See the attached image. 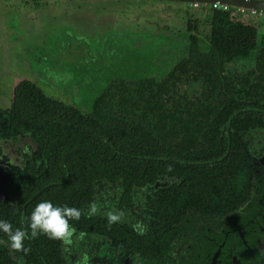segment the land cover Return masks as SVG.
<instances>
[{
    "label": "flooded vegetation",
    "instance_id": "flooded-vegetation-1",
    "mask_svg": "<svg viewBox=\"0 0 264 264\" xmlns=\"http://www.w3.org/2000/svg\"><path fill=\"white\" fill-rule=\"evenodd\" d=\"M45 200L71 243L0 232V264H264V11L0 0V220Z\"/></svg>",
    "mask_w": 264,
    "mask_h": 264
},
{
    "label": "clouds",
    "instance_id": "clouds-1",
    "mask_svg": "<svg viewBox=\"0 0 264 264\" xmlns=\"http://www.w3.org/2000/svg\"><path fill=\"white\" fill-rule=\"evenodd\" d=\"M99 211L98 205L92 202L89 205L88 216L97 214ZM82 211L76 207L67 205L57 206L51 201H42L38 203L30 216L29 227L30 234L27 230L17 228L13 231L12 225L6 220H0V232L7 234L10 246L17 251H25V239H35L39 234L48 236L49 239L61 240L65 244L71 243V238L75 233V228L70 224V220H79L82 216ZM109 224L120 222L124 216L122 211H108L106 213ZM87 258L85 257V264Z\"/></svg>",
    "mask_w": 264,
    "mask_h": 264
},
{
    "label": "trees",
    "instance_id": "trees-1",
    "mask_svg": "<svg viewBox=\"0 0 264 264\" xmlns=\"http://www.w3.org/2000/svg\"><path fill=\"white\" fill-rule=\"evenodd\" d=\"M219 18L222 20V25L220 26V30H228L231 31L233 29L232 23L227 22V16L226 14H219ZM226 19V20H225ZM231 46L228 48L223 42L219 41V44L222 48L225 50H229L230 52H234L235 49L238 47V44L240 43V37L238 36H231L230 39Z\"/></svg>",
    "mask_w": 264,
    "mask_h": 264
},
{
    "label": "water",
    "instance_id": "water-1",
    "mask_svg": "<svg viewBox=\"0 0 264 264\" xmlns=\"http://www.w3.org/2000/svg\"><path fill=\"white\" fill-rule=\"evenodd\" d=\"M200 2H211L217 0H197ZM236 6H244L247 9H259L264 11V0H220Z\"/></svg>",
    "mask_w": 264,
    "mask_h": 264
},
{
    "label": "rangeland",
    "instance_id": "rangeland-1",
    "mask_svg": "<svg viewBox=\"0 0 264 264\" xmlns=\"http://www.w3.org/2000/svg\"><path fill=\"white\" fill-rule=\"evenodd\" d=\"M154 12H160V8H157V7H153V8H151ZM63 12V14L65 13V12H67V9H63L62 10ZM140 11H142L141 9H140ZM143 12V11H142ZM262 18H259V20H261Z\"/></svg>",
    "mask_w": 264,
    "mask_h": 264
}]
</instances>
